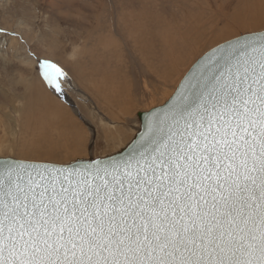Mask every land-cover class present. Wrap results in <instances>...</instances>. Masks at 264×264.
I'll list each match as a JSON object with an SVG mask.
<instances>
[{
  "label": "snow or ice",
  "instance_id": "snow-or-ice-1",
  "mask_svg": "<svg viewBox=\"0 0 264 264\" xmlns=\"http://www.w3.org/2000/svg\"><path fill=\"white\" fill-rule=\"evenodd\" d=\"M0 264H264V29L202 57L125 154L0 158Z\"/></svg>",
  "mask_w": 264,
  "mask_h": 264
},
{
  "label": "rangeland",
  "instance_id": "rangeland-1",
  "mask_svg": "<svg viewBox=\"0 0 264 264\" xmlns=\"http://www.w3.org/2000/svg\"><path fill=\"white\" fill-rule=\"evenodd\" d=\"M262 29L264 0H0V156L113 153L205 52Z\"/></svg>",
  "mask_w": 264,
  "mask_h": 264
},
{
  "label": "water",
  "instance_id": "water-1",
  "mask_svg": "<svg viewBox=\"0 0 264 264\" xmlns=\"http://www.w3.org/2000/svg\"><path fill=\"white\" fill-rule=\"evenodd\" d=\"M261 31V30H260ZM260 31H255V32H250V33H259ZM244 34H247V33H244ZM232 39V38H231ZM229 39V40H231ZM227 41V40H226ZM223 43V42H222ZM220 43V44H222ZM218 44V45H220ZM217 46V45H216ZM216 46H214L213 48L209 49L207 52H205L201 57H199L194 63L193 65L190 67V69L187 71V73L193 68V66L199 62V60L204 57L206 54H210L211 50L214 49ZM186 73V74H187ZM185 74V75H186ZM184 75V77H185ZM184 77L181 79L180 83L178 84V86L181 84L182 80L184 79ZM178 86L176 87L175 91H177L178 89ZM173 92V93H174ZM172 93V95H173ZM172 95L163 103L159 104V105H156L154 107H151L150 109H147V110H141L139 111L137 114H136V117H137V120L139 122V127H138V130L136 131L135 135L133 136V138L127 142L122 148H120L119 150L113 152V153H110V154H107V155H104V156H98V157H91V158H78V159H75V160H72L68 163H56V162H47V161H32V160H24V159H19V158H16V157H12V156H0V158H12V159H15V160H18V161H26V162H39V163H50V164H55V165H70V164H73L75 162H81V161H87L89 159H102V158H108V157H112V156H116L118 154H125L131 145L134 144L135 141H137L139 139V137L141 135L144 134V132L146 131V127H147V124H148V121L150 120L151 118V115L152 113L154 112V110H163L164 106L169 102V99L172 97Z\"/></svg>",
  "mask_w": 264,
  "mask_h": 264
},
{
  "label": "bare ground",
  "instance_id": "bare-ground-1",
  "mask_svg": "<svg viewBox=\"0 0 264 264\" xmlns=\"http://www.w3.org/2000/svg\"><path fill=\"white\" fill-rule=\"evenodd\" d=\"M132 36H133V35H132ZM132 36H131V37H132ZM134 36H135V35H134ZM136 36H137V35H136ZM138 38H139V36H138Z\"/></svg>",
  "mask_w": 264,
  "mask_h": 264
}]
</instances>
